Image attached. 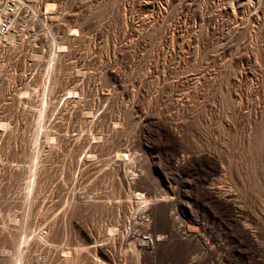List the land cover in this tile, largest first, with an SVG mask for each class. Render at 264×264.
<instances>
[{"label":"rangeland","instance_id":"rangeland-1","mask_svg":"<svg viewBox=\"0 0 264 264\" xmlns=\"http://www.w3.org/2000/svg\"><path fill=\"white\" fill-rule=\"evenodd\" d=\"M0 264H264V0H0Z\"/></svg>","mask_w":264,"mask_h":264},{"label":"built area","instance_id":"built-area-1","mask_svg":"<svg viewBox=\"0 0 264 264\" xmlns=\"http://www.w3.org/2000/svg\"><path fill=\"white\" fill-rule=\"evenodd\" d=\"M7 13L8 14H11V13H13L14 11H15V9H16V2L15 1H10L9 3H8V5H7ZM4 25H7V23L6 22H4Z\"/></svg>","mask_w":264,"mask_h":264}]
</instances>
